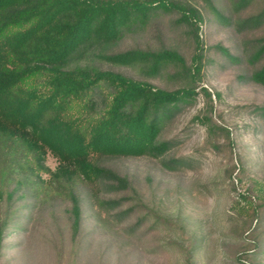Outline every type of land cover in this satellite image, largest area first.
Instances as JSON below:
<instances>
[{
    "label": "rangeland",
    "instance_id": "1",
    "mask_svg": "<svg viewBox=\"0 0 264 264\" xmlns=\"http://www.w3.org/2000/svg\"><path fill=\"white\" fill-rule=\"evenodd\" d=\"M172 1L192 5L202 18L196 81L177 63L156 76L138 65L99 64L167 90L195 86L192 101L181 104L161 132L171 148L158 158L97 157V165L125 174L131 188L120 194L126 196L124 205L112 209L101 201L116 194L100 184L83 186L75 238L68 200L15 194L0 264H264V119L255 110L264 106V86L249 78L264 63V54L250 57L253 40L264 36V23L236 28V21L257 13L264 0H251L242 9L235 0H210L231 25L219 21L205 0ZM179 16L177 10L153 11L111 50H173L191 66L200 51L193 27L177 21ZM45 165L54 170L58 161L48 152ZM6 205L0 201V209Z\"/></svg>",
    "mask_w": 264,
    "mask_h": 264
},
{
    "label": "trees",
    "instance_id": "2",
    "mask_svg": "<svg viewBox=\"0 0 264 264\" xmlns=\"http://www.w3.org/2000/svg\"><path fill=\"white\" fill-rule=\"evenodd\" d=\"M205 1L219 21L232 24ZM250 1L234 5L242 9ZM158 10H177V21L193 27L200 53L191 66L173 50H111L132 25ZM200 21L196 8L172 0H0V201L7 203L0 209V249L15 194L68 200L73 238L82 221L78 191L86 184L116 194L102 199V205H124L126 196L120 194L131 188L128 177L97 165L96 158L165 154L172 144L161 132L196 91L194 85L159 88L99 64L138 65L156 76L168 63H177L193 83L201 69ZM262 23L264 2L257 13L237 20L236 28ZM253 44L250 57L257 60L264 54V36ZM249 78L264 86V63ZM255 110L264 119V106ZM48 152L58 161L54 170L45 165Z\"/></svg>",
    "mask_w": 264,
    "mask_h": 264
}]
</instances>
